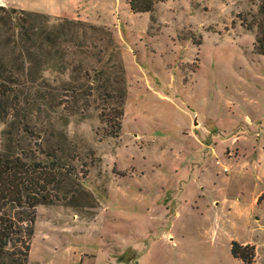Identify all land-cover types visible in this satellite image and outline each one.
I'll use <instances>...</instances> for the list:
<instances>
[{
	"label": "rangeland",
	"instance_id": "rangeland-1",
	"mask_svg": "<svg viewBox=\"0 0 264 264\" xmlns=\"http://www.w3.org/2000/svg\"><path fill=\"white\" fill-rule=\"evenodd\" d=\"M55 1L0 0V61L20 79L0 97V151L59 163L26 264H245L233 240L264 264V203L241 214L215 189L218 171L243 165L251 177L234 178L231 195L248 196L253 180L264 188V155L262 179L253 171L264 153L262 0H164L144 16L119 0L101 24L87 0H64L63 12ZM23 10L56 27L55 48L10 28ZM101 84L124 96L116 137L100 120L114 113Z\"/></svg>",
	"mask_w": 264,
	"mask_h": 264
},
{
	"label": "trees",
	"instance_id": "trees-1",
	"mask_svg": "<svg viewBox=\"0 0 264 264\" xmlns=\"http://www.w3.org/2000/svg\"><path fill=\"white\" fill-rule=\"evenodd\" d=\"M162 1L164 0H129V5L135 14L152 13L156 5ZM2 12H7V9L0 5V20L3 16ZM20 13L21 15L16 17L17 22L10 25L14 32L18 31L26 41L35 43L38 40L52 48L59 44V39L54 33L56 27L46 31V26L40 28L37 25L35 19L41 17L40 14L24 10ZM242 24L252 29L246 19H242ZM255 25L258 31L254 50L264 56V0L261 1ZM40 35H44L45 39H39ZM19 83V77L0 61V97H6ZM102 86L103 101L112 105L114 113L103 109L100 112V120L105 123L107 134L116 137L122 129L124 112L121 102L124 96L117 97L108 91L106 84H101L100 88ZM58 167L59 163L54 156L52 162L47 164L35 161L34 156L24 151L20 153L0 151V264L28 262L31 250L30 240L34 234L37 218L36 209L39 205L54 203L55 195L52 191L58 178ZM231 254L245 264H254L256 261V247L250 243L243 244L233 240Z\"/></svg>",
	"mask_w": 264,
	"mask_h": 264
},
{
	"label": "crops",
	"instance_id": "crops-1",
	"mask_svg": "<svg viewBox=\"0 0 264 264\" xmlns=\"http://www.w3.org/2000/svg\"><path fill=\"white\" fill-rule=\"evenodd\" d=\"M57 1V6H53L52 7V11L56 12L58 11H64L66 10L63 9V1L64 0H56ZM55 1V3H56ZM119 0H87V3L90 4V8H91V12H96L97 15V19H92L94 20L95 23H105L104 19H105V15H101V9L104 8V11H106L108 4H111L112 7L118 8L119 4H118ZM161 3V2H160ZM158 3V4H160ZM158 4L156 5V8L158 7ZM126 6L130 9V5H129V0H126ZM190 6V4H189ZM35 10H46L44 9H35ZM67 10L69 12H72V8L69 5L67 7ZM146 14H150V13H138L136 15H146ZM74 18H78V16H72ZM264 153H261L259 155V159H258V164H255L253 167V171L256 173V178L258 180L262 179V176L258 174V172L261 170V160L263 157ZM216 168V167H215ZM243 170H235L233 171V173H227V174H223L221 172L218 171V174L216 176L217 181L215 182V189L218 193V200L221 201L220 203H222L223 205H226L228 203H231L233 205L232 208L237 209L241 214H249L251 213V211L253 210H257L259 209L263 203H264V188L261 186V182L260 183H256V181L252 182L251 186L247 187V191L248 192V196H244V193L246 190V186H241V188L233 195H231V193L229 192V187L232 185L233 179L236 177H240L243 180L248 179L249 177H251V175H249V168L247 166H242ZM216 172V169H215ZM243 244H247V242H241ZM251 244V243H250ZM81 261H84V257L81 255ZM238 259V258H237ZM256 262V261H255ZM106 264H128L125 260L120 259L118 260L117 258H109L106 260Z\"/></svg>",
	"mask_w": 264,
	"mask_h": 264
}]
</instances>
